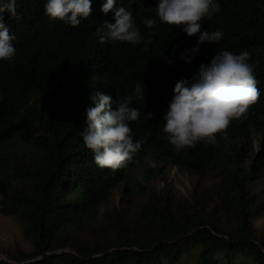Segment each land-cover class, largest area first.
Returning <instances> with one entry per match:
<instances>
[{"label": "trees", "instance_id": "trees-1", "mask_svg": "<svg viewBox=\"0 0 264 264\" xmlns=\"http://www.w3.org/2000/svg\"><path fill=\"white\" fill-rule=\"evenodd\" d=\"M43 2L17 0V15L4 13L16 56L0 61V214L17 218L31 250L7 252L0 264H175L194 248L195 264H264V235L252 227L264 211V181L254 189L264 173V0H219L220 11L201 30L221 29L223 37L202 42L190 63L167 62L175 45L187 40L175 26L157 21L147 48L101 47L97 29L113 22L111 11H100L103 0H91L89 16L76 27L50 21ZM220 50L249 53L260 95L243 119L230 122L226 139L218 135L214 146L200 142L174 152L159 139L169 73L192 76ZM137 82L147 91L143 102L132 104L142 111L153 99L152 116L130 122L133 139L144 140L134 161L146 153L193 174L215 169V199L198 192L176 200L161 189L138 202L128 183L120 202L104 208L138 162L115 171L98 168L79 135L84 109L95 91L123 97ZM258 132L257 164H238L235 141ZM228 141L232 151L222 155Z\"/></svg>", "mask_w": 264, "mask_h": 264}, {"label": "clouds", "instance_id": "clouds-1", "mask_svg": "<svg viewBox=\"0 0 264 264\" xmlns=\"http://www.w3.org/2000/svg\"><path fill=\"white\" fill-rule=\"evenodd\" d=\"M90 5L91 0H44L42 8L50 21L76 27L81 19L89 16ZM16 6L17 0H0V61L12 62L16 56L13 43L16 37L4 22L5 12L10 17L17 15ZM100 11L102 14L111 11L113 16V22L104 21L97 29V43L101 47L117 42L147 48L152 43V35L159 28L157 21L179 29L187 40L182 38L177 43L179 48L175 45L167 55L168 63L178 58L190 63L192 55L200 52L202 42L215 44L223 37L221 29L201 30L202 22L212 20L214 14L220 11L219 0H121L119 3L118 0H103ZM248 60L247 51L233 53L220 50L207 63H201L192 76L169 73V81L165 82V91L160 100L161 110L167 108L162 115L163 123L159 125V139L166 141L174 152L195 148L200 142L214 146L218 135L226 139L230 122L243 119L260 95L257 87L259 81L254 74L255 64L248 63ZM124 74L127 83L128 77ZM143 81L146 83L147 80L143 77ZM132 88V93L123 97L114 98L100 91L90 96L92 106L84 109V126L79 132L84 147L91 152L98 168L115 171L125 168L130 162H138L128 173L130 179L133 170L148 159L178 168L176 164L156 160L146 153L134 161V157L143 149L144 140L133 139L130 122L138 121L141 115H144V119L152 116L150 109L153 98L141 111L132 103L134 100L143 102L147 90L141 82L135 83ZM255 138H258V148H253L251 162L243 166L257 164L253 158L260 150L259 132L235 141L240 149L238 164L242 165L241 153L249 154L252 150L250 144ZM232 143H226L230 148L228 152L222 151V155L232 151ZM248 147L249 150L245 151Z\"/></svg>", "mask_w": 264, "mask_h": 264}, {"label": "rangeland", "instance_id": "rangeland-1", "mask_svg": "<svg viewBox=\"0 0 264 264\" xmlns=\"http://www.w3.org/2000/svg\"><path fill=\"white\" fill-rule=\"evenodd\" d=\"M252 150L248 153H241L240 162L242 165H248L251 162L253 155V148H258V138L252 139L250 144ZM229 144H226L223 153L228 152ZM151 162V165L150 163ZM208 175L193 174L181 170L175 166H170L165 163H156L152 159H148L144 164L133 170V176L128 182H122L116 187L111 198L103 204L104 208H112L118 204L121 197L127 192L123 193V189L128 183L135 185V193L130 195L135 201H142L148 198L153 191L166 189L171 192V196L176 200H186L192 196L193 193L204 194L208 199L216 198L215 185L218 183V171L210 168ZM262 181H264V173L261 172L258 184L254 189L261 188ZM137 185V187H136ZM197 191V192H195ZM264 194V193H263ZM253 230L258 234L264 235V211L256 219L252 221ZM23 249L25 251L31 250L30 242L24 237L22 226L14 216H7L0 214V258H4L7 252H12L15 249ZM197 256V249H191L186 252L175 264H195ZM163 264H168L164 262Z\"/></svg>", "mask_w": 264, "mask_h": 264}]
</instances>
